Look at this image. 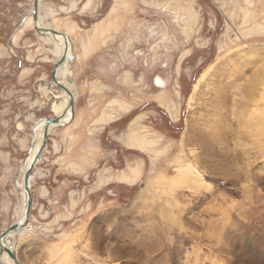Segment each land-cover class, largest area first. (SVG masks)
Listing matches in <instances>:
<instances>
[{
    "label": "rangeland",
    "instance_id": "obj_1",
    "mask_svg": "<svg viewBox=\"0 0 264 264\" xmlns=\"http://www.w3.org/2000/svg\"><path fill=\"white\" fill-rule=\"evenodd\" d=\"M43 1L70 34L89 121L48 138L19 264H264V0ZM32 3L0 0V234L34 121L61 96L40 88L49 44L32 29L11 42ZM129 131L152 143L131 146Z\"/></svg>",
    "mask_w": 264,
    "mask_h": 264
},
{
    "label": "bare ground",
    "instance_id": "obj_2",
    "mask_svg": "<svg viewBox=\"0 0 264 264\" xmlns=\"http://www.w3.org/2000/svg\"><path fill=\"white\" fill-rule=\"evenodd\" d=\"M78 2L81 3V0H71L69 8L67 6H60V8L58 10L62 11V12L63 11H65V12L68 11L69 12V11L75 9V7H76ZM89 2H90V0L83 1V6H82L83 8L82 9H85L89 5ZM33 4H34V0H33V3L31 4V8L29 9V15H27V17L25 18V21L23 22V25L21 27H19L18 30L12 35L11 42L14 45L16 43L17 39H18V36L23 34V31L25 29H32V30H34L36 32V34L38 35L40 40H42L44 43L49 44V46H50L49 48H45V51L48 54H50L53 57V59H51V60L48 59V56L46 55V56L41 58V61L48 62L50 60L53 63H55L57 61V59H59L61 57V55L64 53V46H65V48H66L65 61L62 64H60L58 66V68L56 69V75H57V77L59 79H61L62 84L67 89H69L72 92V94L74 95V97H75V95H76L75 94L76 93L75 84L73 82V79L70 78V76H69L70 75L69 71L71 69L72 62L74 61L75 58H78V57L74 53V46H73L72 40L70 38V34L68 32H65V31L60 32L57 29V27L55 26V22L57 21L56 14H57L58 11H57V9H54L52 6L44 3L43 0H39L38 1V5H37V8H38V24H39L40 28L53 29V30H56V31H58L60 33L67 34L69 36V38H68L69 40L68 39L65 40V38H64V44H63L62 41L60 39H58V38L56 39V38H54L52 36L42 35V34L38 33L35 30L34 20H33V17H32ZM157 83H158L159 86H161V85L164 84V81L160 77H158L157 78ZM54 85H56V83L54 81H51L49 85L47 83L46 86H41L40 88L44 92H49V91L50 92L51 91L54 92L55 91L54 90ZM59 89H60V87H59ZM60 91H61V93H60L61 96L59 97V99L56 102L52 103L53 104V106H52L53 110L52 111L55 113L54 116L63 114L62 120L66 122L63 125H67L73 119V117L71 116L72 113H71L70 109L67 108V105H68V102H69V95L62 89H60ZM114 100H116V99H114ZM114 100H112V101H114ZM248 104H249V100H248V98H246V104H245L244 107L248 106ZM74 113H75V111H74ZM99 119L102 120V117L99 118ZM110 121H112L111 120V116H107L106 118H104V122L105 123H109ZM44 123L45 122L42 120L39 123V125L36 127L37 128L36 132H34L36 135L33 134V140L35 142L33 143L32 149L29 150V152L27 154V157L25 158V160L23 162V165L20 168L21 171H20V178L18 180V186H19V188L21 190L20 191L21 199H20V205L16 209L15 220L13 222L21 221L23 219L24 215H25L26 193H25V190H24V172H25L27 166L29 165V163L32 161L34 155L36 154V151L38 150V148H39V146H40V144L42 142ZM53 127L54 128H50L49 129L50 133H51V131H53V129L57 128V126H53ZM127 134H128V136H127L128 144H130L133 147H139L140 148V147H142V146H140L141 143H148V144L152 143V140L151 141L146 140V139L140 140L139 138L136 137V135L133 132L129 131V133H127ZM40 157L37 160L38 162L40 161ZM129 171H130L131 177L123 175L120 178V180L126 181L127 183H133L134 180L136 179V177L138 176L139 168L137 166L129 167ZM188 171H190V169L187 167L185 169H181V171H179L178 173L186 175V173H188ZM32 179H33V176H32ZM32 179L30 180V185H32V181H33ZM160 181L164 183L163 185H169V184L171 185V183H172V180H169L167 178L163 179V180L160 179ZM170 185H169V187H170ZM42 192L46 193L45 190H43ZM29 225H30V223L28 222L26 224V226L21 229L20 232L24 231L27 228V226H29ZM16 235H13V236L10 235L9 237H7V238L2 240V241H4V243H6V245L12 247L13 250H14V245H15L14 244V239H15L14 237ZM0 249H1V247H0ZM0 257L7 264H14L13 260L9 257V255L7 254V252L5 250H3V251L0 250Z\"/></svg>",
    "mask_w": 264,
    "mask_h": 264
},
{
    "label": "water",
    "instance_id": "obj_3",
    "mask_svg": "<svg viewBox=\"0 0 264 264\" xmlns=\"http://www.w3.org/2000/svg\"><path fill=\"white\" fill-rule=\"evenodd\" d=\"M38 1L39 0H34L33 10H32V17L34 20L35 30L42 35H49V36H52L56 39L58 38L64 44V38H65V40H67L69 38V36L67 34L60 33V32L53 30V29L40 28V26L38 24V8H37ZM65 57H66V48L64 46V53L61 55V57L59 59H57V61L55 63H53V67L50 70V81L48 82V85L50 84L51 81H54L56 83V85H58V87H60V89L64 90L69 95V102H68L67 108L70 109V111L72 113L71 116L74 117L75 97L72 94V92L62 84L61 79H59L56 75V69L58 68V66L60 64H62L65 61ZM62 118H63V114L56 115L54 117L43 116V117L38 118L34 122L33 133L36 132V129H37L36 127L39 125V123L42 120L45 123H44V129H43L42 142H41L38 150L36 151V154L34 155L32 161L29 163V165L27 166V168L24 172V190L26 193L25 215L21 221H15V222L11 223L0 234V247H1L0 250L1 251L5 250L7 252V254L9 255V257L13 260L14 264H19L16 253L14 252L12 247L6 245V243H4V241H2V240L9 237L10 235L13 236V235L18 234L21 231V229L23 227H25L26 224L30 220L31 210L33 207V195H32V187L30 185V180L32 179V176H33V169H34L36 163L38 162L37 161L38 158L41 156L42 152L45 150V148L48 145V135L50 134L49 129L54 128L53 126L59 127V126L66 123L65 121L62 120ZM34 142L35 141L32 139L30 149H32Z\"/></svg>",
    "mask_w": 264,
    "mask_h": 264
},
{
    "label": "crops",
    "instance_id": "obj_4",
    "mask_svg": "<svg viewBox=\"0 0 264 264\" xmlns=\"http://www.w3.org/2000/svg\"><path fill=\"white\" fill-rule=\"evenodd\" d=\"M85 110H86L85 105H83V107H80V109H79V108L76 107V103H75V106H74L75 113H74V117H73L72 121L70 123H68L67 125H65L66 126L65 128L57 127L55 129H53V131H51V133L48 135V138H51L50 136L53 135L57 139V137H59L60 135L66 134V133H70V131H73V129L80 128L81 126H84L85 124H87L88 123L87 121H89V120H85L84 119ZM91 125L94 126L95 124L94 123L93 124H88L87 125L88 128H86L84 130L83 129L81 130L82 134H84V133L85 134L86 133L87 134H90V133L93 134L95 132V129H91L90 130ZM56 139H54V140H56ZM86 142H88V141H86ZM93 146H95V144H93ZM41 156H42V154H41ZM91 156L95 157L94 151H93V153H91Z\"/></svg>",
    "mask_w": 264,
    "mask_h": 264
}]
</instances>
